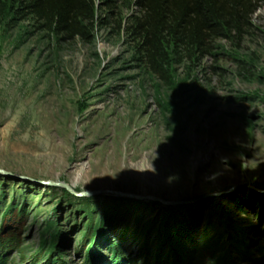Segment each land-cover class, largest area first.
Here are the masks:
<instances>
[{
    "label": "rangeland",
    "instance_id": "rangeland-1",
    "mask_svg": "<svg viewBox=\"0 0 264 264\" xmlns=\"http://www.w3.org/2000/svg\"><path fill=\"white\" fill-rule=\"evenodd\" d=\"M139 1L95 0L85 37L0 22L5 264H264V2L163 84Z\"/></svg>",
    "mask_w": 264,
    "mask_h": 264
},
{
    "label": "trees",
    "instance_id": "trees-1",
    "mask_svg": "<svg viewBox=\"0 0 264 264\" xmlns=\"http://www.w3.org/2000/svg\"><path fill=\"white\" fill-rule=\"evenodd\" d=\"M264 0H140L143 12L136 31L147 70L161 83L171 80V57L192 61L211 55L217 39L243 37L256 4ZM96 18L95 0H0V22L13 28L33 20L38 28L67 37H85ZM17 249L14 233L0 236V264ZM14 262L9 261V264ZM194 264H211L205 258Z\"/></svg>",
    "mask_w": 264,
    "mask_h": 264
},
{
    "label": "water",
    "instance_id": "water-1",
    "mask_svg": "<svg viewBox=\"0 0 264 264\" xmlns=\"http://www.w3.org/2000/svg\"><path fill=\"white\" fill-rule=\"evenodd\" d=\"M0 174H7V172L0 170ZM39 185L42 186H53V187H60L65 189L68 193H73V191L70 189V187L66 184L63 183H56L52 181H41L37 182ZM103 196V195H109V196H116L117 198L120 199H131V200H152L155 201L159 204H167L163 200L155 197H150V196H141V195H134V194H129L125 192H119V191H112V190H104V191H96V192H90L86 193L83 196Z\"/></svg>",
    "mask_w": 264,
    "mask_h": 264
}]
</instances>
